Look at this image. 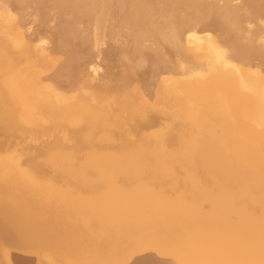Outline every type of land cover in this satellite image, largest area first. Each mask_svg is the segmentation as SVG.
Returning a JSON list of instances; mask_svg holds the SVG:
<instances>
[{
	"label": "bare ground",
	"instance_id": "obj_1",
	"mask_svg": "<svg viewBox=\"0 0 264 264\" xmlns=\"http://www.w3.org/2000/svg\"><path fill=\"white\" fill-rule=\"evenodd\" d=\"M0 1L16 6L22 10L31 8L42 20V23H46L50 20L53 22L54 19L56 20V22H54L57 24L56 33L61 44V54L66 56L65 62L61 65V72L63 74L77 73L78 67L82 61V55L84 54L88 58L93 57L94 48L97 49L105 41L110 43L116 42V44L114 43L115 46L110 50L108 49L109 53L112 55L125 56L133 60L139 59L142 62L149 61V63L155 67L153 70L154 73L160 71L171 73L175 71V57L184 60L191 59L192 55L189 50H187L189 47L186 48L184 46L183 39L185 33L195 30L197 26H201L203 30L215 29L220 31L224 35V42L232 49L230 54L232 59L242 64H248L256 58L264 62V51L256 44L257 34L264 33V29H260L259 27V29H257L259 31H256L257 34L252 36H247L245 30V23H259L264 19V0H241L238 6L232 5L229 2H222L223 4H221L219 0ZM5 6V8H7L9 5L6 4ZM9 10L12 11L11 9ZM9 10L5 13L7 18H9V14L11 16L16 14V12L11 14L13 11L9 13ZM3 12H5V9ZM20 13L22 14V11ZM2 14L0 18L5 19L2 17ZM15 16L9 20L15 19ZM16 17V19H19L18 16ZM25 17L22 16V18ZM33 18H35V15ZM14 21H11L12 24ZM18 21L17 24H19ZM3 22H1V24ZM4 23H7V21ZM5 25L6 24H4V27ZM11 26L13 28L15 23ZM15 27L20 29V31L23 29L21 27ZM7 30H9V28ZM20 31L18 30V32ZM5 33L7 34L8 31ZM27 33L29 34V32ZM194 33L190 32V35L193 36L192 39H194V36H198L197 38L200 36L202 37V35L199 34L200 32H198V34ZM211 33H206L208 34V38L203 35L206 39L205 41L209 38L211 41ZM219 34L218 32V35ZM190 35H187V37H190ZM10 36L12 35L10 34ZM20 36H22V34H20ZM191 37L187 38L188 41H186V44L190 41L191 44L194 42V40H191ZM201 37L198 39L199 43H201ZM15 38H13L14 41ZM17 38H19V36ZM44 39H46V37H44ZM18 40L21 41L22 37L17 39L15 44L20 43ZM26 40L28 39L26 38ZM22 43H24L23 40L21 41V45L25 44ZM29 43L30 42L27 44ZM33 43L36 44V42ZM2 44L3 46H1ZM15 44L0 38V67L4 65L5 62H9L8 69L4 71L0 69V99L7 95L9 98H13L8 102L10 104L0 102V264H56L55 261L61 257L70 259L73 264H105L101 259V254L115 253L114 255L116 256L114 259L117 260L127 249H148L149 245L152 243L158 240L160 243L162 240L165 242L167 238L171 237H174V239L176 237L187 242L188 245H186L187 247L184 250L188 249L187 253L190 255L188 264H264V157L261 153L264 151L262 148L264 142L260 143L259 140L256 143L254 142L252 148H250V146L249 151L246 152H241L236 149L233 153L228 151L231 153L229 154L226 151L228 155L219 152V150L216 151V149L212 150L213 147L218 148L222 146V138L226 133L239 131L245 138L254 135L264 137V126L262 129H256L254 127L256 126L254 124L256 122L264 123V100L261 99L263 95L260 92L261 90H258L260 96L255 91L253 92L255 88H249V85L250 87L256 85V82L258 86H256L257 89L261 88L259 87L262 85V74L260 73L262 70H259L260 67L255 69L258 71V74H261L260 78L257 80L255 79L257 72L255 71L256 74L254 75V71H252L254 76H251L252 80L254 78V82H252V80H248L250 78L249 75H243L241 69L235 65L233 66L232 62H229L230 59L228 60V57L224 56L222 51L220 52L218 49L219 47L217 48L208 44L210 60L208 58L207 60L213 67L211 72L209 71L211 74L208 73L205 77V73H203L204 70L203 72L198 71L199 74L194 72V75L196 74L198 77L195 81L193 79V82L192 78L194 77L191 78L190 73L187 72L190 78L186 77V85H184V83H182V85L177 83V81L179 82V76L174 75V78L178 77L177 81L175 80L176 78H173V75V79L168 76L171 80L176 81V85L172 84L169 78V80L166 81V76L163 78L161 77V81L163 79L167 84H164L165 88L160 86L163 88V91H165L164 95L161 92L163 95L161 99L157 98L159 99V101L157 100L158 103L160 102L163 107V110L160 112L157 111L160 108V104L157 105L154 101L157 107L151 106L153 102L149 105L148 102H145V98H142L145 95H143V91H139L140 89L136 91L135 85L133 84L137 82L138 77L136 73L133 72V67L131 65H125L120 71H113L114 73L109 76L112 83L110 85L108 84V87L102 86L103 91L97 100L95 99L96 96L95 98L93 97V102L91 100L92 97L90 99L91 102H88L89 100L87 101L86 98L83 99V95H85L83 91H79V95L77 94L79 97L82 96V99L80 97L81 100H76L77 102L72 99V101L70 100V94V97L67 96L66 98H62L61 95V98H59V95L52 98L48 95L46 97V94H42L46 97L42 100L41 96L31 92L33 88L31 85L33 80L37 78V76H35L37 72L36 67L38 68V65L39 67H45V63H42L45 61V58L35 67L28 63L31 59L29 61L27 59L33 58L29 56L30 53L27 52L28 47L26 46L27 48H24ZM38 44L36 45L37 47H39ZM188 44L187 46H190ZM197 45L198 44H196V46ZM194 46L195 45L192 44V47L196 48ZM204 46H206L204 48H208L206 44ZM204 48L203 51L199 50L200 48L198 47L199 54L202 51L204 53L206 52L205 54L207 56V49L205 51ZM47 49L48 51L46 50V52H49V48ZM192 51H195V49H192ZM55 52L57 51L55 50ZM99 53L101 54L102 52ZM195 58V60L198 59L196 55ZM26 60L31 66L23 65L24 67H21V65L24 64L22 62ZM51 62H54V60ZM208 63L207 65H209ZM184 65H186L185 61L183 62V66L181 65L183 69L185 67ZM261 67L263 68L262 65ZM213 69L216 70L214 71ZM9 72H11L12 75H8V78L5 77ZM184 76H186V74ZM143 77L144 75L142 78ZM199 77L200 79H198ZM201 77H204V79H201ZM3 78H5L4 81L2 80ZM6 78L8 80H6ZM188 79H191V84L190 81L188 82ZM188 87L194 88L196 94L209 91L211 97L203 100V106L196 110L181 108L175 95H177V92L181 93ZM40 88L41 87H39V89ZM220 88L224 90H221V92L214 91ZM142 89L143 88H141V90ZM52 90H48V92L51 94ZM37 92H39V90ZM58 92L59 89L56 93L58 94ZM174 92H176V94ZM56 93L54 91L52 94L54 95ZM73 94L72 96H75L74 98L76 99V93ZM161 94H158V96H161ZM87 95L88 94H86V96ZM38 98L41 100H38L40 102L38 106L36 104L35 107H31L32 104L30 102ZM146 99L149 100L147 97ZM54 100H57V104H53ZM10 106L19 109V112L7 114L6 110ZM209 107L211 108L208 110ZM37 111H45L48 117L40 116V118L45 119L44 121H40L41 119H39V117H34L36 120L33 121L32 116ZM245 113H249L250 117L248 121L243 118V114ZM235 119H238L239 125L228 128L227 124ZM167 122L173 123L170 124ZM161 124H165V127H162V129H160L162 126ZM133 125L135 127H133ZM142 125L144 126L142 127ZM158 126L160 127L156 130ZM177 128L185 132V138L175 143L176 141L174 142V140L176 139ZM22 130L32 132V135H34L32 136L33 139L28 141L26 138H22L20 134ZM56 135H58L59 139L54 138ZM226 136L227 135L224 137L225 139ZM2 137L4 138L2 139ZM62 138L64 141H62ZM118 138L119 142H116ZM16 139H19V141L14 143ZM228 139L226 143L229 142ZM65 140H68V143ZM112 141L116 144L120 143V146L128 147V145H131V147L127 148L129 149L128 151H126V148L124 149L127 153L123 152L122 149L121 152L118 150L115 152V150H113L112 154L115 152V156H107L108 158L105 160L101 158H104L103 155L100 156L101 159L99 160H101V162L94 170L80 172L79 165L77 168L74 164L75 161L72 162L75 157L72 155L73 150L83 151L88 149L91 153L93 152L91 150L95 149V151H98L96 149L108 147ZM249 141L250 140H248V142ZM181 144L183 147V153L181 152L182 157H178L179 160L176 158L173 159L174 151L172 152L169 147ZM11 145L15 146L13 152L9 150ZM34 145H39V148H34ZM247 145L249 146V144ZM49 147H58L62 149L60 155L64 154L66 158L62 157L58 160V158L53 157L52 159L51 157L52 160H57L56 162L53 161V163L44 158L36 163V158ZM223 148L225 149L226 147ZM68 149H73L71 151L72 154H69L70 152L68 153ZM231 150L232 149H230V151ZM118 152L120 156L123 152V157L116 155ZM67 154L70 155L69 158H72L71 155L73 156L72 161L68 159ZM97 156H95V158ZM201 156L212 159L213 163L217 161L218 165L221 163L227 166L228 164H232L235 165L233 167H239L245 171H250L251 173L248 172L249 175H255L253 181L254 183L256 181L255 184L260 188L257 187V185L254 187L263 190V195L258 192H254V195L256 193V195L261 194L262 196L257 197L258 195H252V191L257 190L253 189L250 184L252 190L251 192L247 191L248 193L243 195L246 202L243 201L244 205H242L243 202L240 203L238 200L241 199L242 201V198L236 195L237 191L235 192L233 190V196L230 195V192L228 193L227 189V194L224 193L222 190L224 186H221L222 182H220L221 184L219 185L218 179L214 181L215 183L217 182V184L212 182L214 180L213 177L210 179L212 180L210 181V186L213 189L204 187L197 181L198 179H196L197 176L199 177L201 173H204L203 171L198 173V170H200L198 169L201 163L200 161L204 159V157L201 159ZM55 157H57V155ZM90 158L92 159V156H90L88 160ZM98 158L99 157L96 159ZM158 158L167 161V163H163L159 160L162 163L158 164ZM31 160H34V166L32 167H34V171L37 173L46 172L47 170L50 172L53 171L55 175L52 176H55L58 181L68 178L70 182L73 181L80 184L79 188L89 194L93 195L99 190L100 194L103 191H101V189L105 190L106 187L108 190L106 189V193L104 191L105 194L101 193L102 195H98L99 197H97L96 200H94L95 197L93 198V196H91L92 200L88 199L87 194V196L83 194L84 197H74V199L72 196H64L62 190L59 188H51L53 183H51L52 186H49L51 184L45 183V181L51 182L55 179L50 180V178H48V180L40 182L43 181L42 178L39 179V176H36V179H38V181L40 180L38 182L34 178V172L31 171V167H27L32 162ZM204 160L206 161V159ZM205 163L208 165V163L210 164L212 162ZM205 163L201 164L204 166ZM182 165L185 166L184 169H186L188 175L187 179L186 177L184 179L185 182H188L185 183L187 188L186 194L182 196L179 195L180 197L177 196L178 198L172 201L169 200V203L167 202L164 205L162 204V199L164 198L165 200L166 196L164 197L163 194H158V197H154L155 195L150 196L152 190L150 189V191L147 186L151 188L152 185L148 184V181L155 182L157 185L178 186L181 183V179L175 178L174 175L177 176L178 174H176L174 167ZM214 165L216 167L217 164ZM223 165L220 167H223ZM74 166L77 170L79 169V172H77ZM92 166L89 167L92 168ZM168 166L173 167V169L170 168V170ZM209 167L204 166L202 168L207 169ZM182 168L180 170H183ZM210 168H212V166ZM213 169L210 171H213ZM172 170H174V172ZM225 170L226 167L221 171ZM240 171L243 170L237 172L239 173ZM186 172L184 170V172L181 173L183 174ZM214 172L217 171L214 170ZM229 172L226 173L228 174ZM237 172L236 174H232L231 171V174L237 176ZM244 172L241 173L243 176ZM89 173L92 174V176L94 175L96 179H86V176L89 177ZM140 174L144 175V179L140 176L143 180L142 182L140 179L136 181V177ZM209 174L207 173V175ZM215 174L213 173V176ZM207 175L206 177H208ZM45 176H43V179ZM140 177L138 176V178ZM206 177L204 176V180ZM209 177L211 178V175ZM217 177L215 176V179ZM91 178L92 177H90V179ZM119 179L126 181V183L133 184L136 187L135 190H132V193L127 195L130 193V190L122 186V188L126 189L125 192L128 190L127 194L123 193V191L114 184L116 181L119 183L123 182L121 180L119 181ZM155 185L153 186L155 187ZM218 185L221 186L222 189ZM134 186L132 187L133 189ZM153 186L152 188L154 189ZM244 187H246V185H244ZM250 187L247 184V189ZM242 188L243 187H241V189ZM240 190H238V192ZM233 191H231V194ZM174 192H176V190H174ZM244 192L243 190V194ZM234 194L237 198H235ZM237 194L241 196V194ZM166 195L168 196V194ZM159 196L163 198L160 199ZM159 199L162 201L159 204L163 206L158 204ZM157 204L160 207H158V209L155 207ZM187 204H189L191 209L193 207V209L189 210ZM191 204L193 205L192 207L190 206ZM184 205H186V209L190 211L189 213H184V211H182L183 208H185ZM205 206L211 207L209 213L204 210ZM255 209H258L259 212H254ZM247 216L248 218L251 217V220L248 219V222L243 223L241 221L243 220L242 217L246 218ZM251 231L254 233H251ZM176 245H178V243ZM171 246L168 245L167 247L169 252H172V250L169 249ZM179 246H177L178 250L181 248H179ZM120 249L124 251L119 252ZM171 249L174 251L176 247L174 248L173 246ZM161 250L162 248L160 251ZM168 251H164V254H167ZM169 252L168 254H170ZM173 253L176 252H172V254ZM125 254L128 255L127 253ZM146 254L148 255V253ZM177 254L173 255L177 256ZM79 255H81V257H78ZM198 255L200 257L198 260L199 263H196L193 258L198 259V257H196ZM170 256L168 257L167 255L166 257L170 259ZM181 256H179V261ZM162 259H164V257ZM126 262L128 263L129 260L127 259ZM134 262L133 264H165L159 262V260L152 255L143 257L137 261L135 260Z\"/></svg>",
	"mask_w": 264,
	"mask_h": 264
},
{
	"label": "rangeland",
	"instance_id": "obj_2",
	"mask_svg": "<svg viewBox=\"0 0 264 264\" xmlns=\"http://www.w3.org/2000/svg\"><path fill=\"white\" fill-rule=\"evenodd\" d=\"M240 1L241 0H219V2L221 3V4H223L224 2H229V3H231L232 5H235V6H238L239 4H240ZM223 2V3H222ZM235 2V3H234ZM0 9L1 8H3V9H1L0 10V12H1V14H2V12L4 11V9H5V12H3V16L2 17H4L5 19H3V18H0L1 19V22H6L7 21V23H9V24H7V23H2L1 24V22H0V33H1V35H0V38L1 39H4L5 41H8V42H10V43H13V44H15L16 42H17V39H20L21 37H22V40H23V42L26 44H24V43H22V44H24V45H21V41H19L18 40V42H20L19 44H15V45H19L20 47L22 46V47H28V53H30L29 54V56H31V57H33V58H35V59H33V58H28L27 60L29 61L30 59V61L28 62L27 60L24 62H22V63H24V64H22L21 65V67H24V66H29L30 64L31 65H33V66H37L38 65V63L41 61H43L44 60V58H45V61H43L42 63H45V67H43V66H40L39 67V65H38V68L36 67V73H35V76H37V78L35 79V80H33V82H32V85H31V87H33L31 90V92H34V93H36V94H38L39 96H41L42 98V100L44 99V98H46L47 97V95L49 96V97H52V98H54L55 96H58L59 95V98H61L60 97V95L62 96V98H66L67 96L68 97H70L69 96V94L71 95V98H70V100L72 99V100H74V101H76V100H81L82 99V96H80L81 97V99H80V97L78 96L79 95V91H83V92H85V95H83L84 97H83V99L84 98H86L87 99V101L88 102H91V100H92V102H93V100H94V98H95V96H96V100L98 99V97L100 96V94H101V92L103 91V87H108L111 83H112V81L109 79V76H110V74H113L114 72H116V71H120L121 69H123V67L125 66V65H131L132 67H133V72H135L136 73V75H137V77H138V80H137V82L135 83V84H133V85H135V88H136V91H137V89L139 90V91H143V95L145 94H147L146 96L144 95V97H142V98H145V102H148V104L149 105H151L152 103L151 102H153V105H151V106H155V107H157L156 106V104L158 105V104H160V102L158 103V101H159V99H157V98H160L161 99V97H163V95L165 94L164 92L165 91H163V88H165L164 87V84L166 83L167 84V82L166 81H168L169 79V81H172V84H174V85H176L175 83H176V81H177V79H178V77L175 79L174 78V75L175 76H179L180 78H179V82L177 81V83H179L180 85H182V83H184V85H186L185 83H186V81H187V78H192V77H194V78H192V81H193V79H194V81L197 79V77L198 76H196V74L198 73L199 74V72L198 71H202L203 72V70H204V72L203 73H205L204 74V76L206 77L207 75H208V73H209V71L211 72V70H212V66L210 65V63H208V60H207V58L209 59L210 58V56H209V46H208V44H209V41L207 40V41H205L206 39L203 37V35L206 37V38H208V34H206V33H211V41H210V44L211 45H213V46H215V47H219L218 49L220 50V52L222 51V53L224 54V56H226V57H228V60H229V62L231 63L232 62V64H233V66L235 65L236 67H238L239 69H241V71H242V73H243V75H245V74H247V75H249L250 76V78L248 79V80H252V77L251 76H253V72L252 71H254V75L256 74L255 73V71L257 72V76H255V79L257 80L258 78H260V76H261V74H262V77H261V81H262V85L261 86H259V87H261L260 89H257V82H256V85H253V86H251L250 87V85H249V88H255V90H253V92L255 91L258 95H260V93H259V91L261 92V94L263 95V96H261V99H263L264 100V70H263V68H264V62L262 61V60H260V59H258V58H256V59H253L250 63H248V64H242L241 62H239V61H236V60H234V59H232L231 57H230V54H231V52H232V49H231V47L229 46V45H227L225 42H224V35L220 32V31H218V30H215V29H208V30H203L202 29V27L201 26H197L196 28H195V30H193V31H190L191 33H194V34H198V32H200L199 34L200 35H202V37H201V39L202 40H200L201 41V43H199V40L198 39H200V37L199 38H197L198 36H194V39H192L193 38V36L192 35H190V32H187V33H185V35H184V39H183V44H184V46L187 48V47H189V48H187V50H189V52L191 53V59H189V60H184V59H180L179 57H175L174 58V65H175V71H173V72H171V73H167V72H164V71H160V72H157V73H154V69H155V67L154 66H152L150 63H149V61H144V62H142V61H140L139 59H136V60H133V59H129L128 57H125V56H118V55H112V54H110L109 53V50L113 47V46H115V44H116V42H114V43H110V42H107V41H105L102 45H100L97 49L96 48H94V55H93V57H91V58H88V57H86L84 54L82 55V61H81V64L79 65V67L80 66H82V67H78V70H77V73H75V74H73V73H62L61 72V65H63V63L65 62V60H66V56L65 55H63V54H61V44H60V40L58 39V35H57V33H56V20L54 19V21H53V19H52V21L53 22H51V20L50 21H48V22H43L42 23V20L39 18V16L36 14V13H34L33 12V10L31 9V8H27V9H25V10H22V9H20V8H17L16 6H12V5H10V4H8V3H5V2H1L0 1ZM234 3V4H233ZM2 4H3V6H2ZM9 5V6H7V8H9V9H11L12 11H13V13H11L12 11H10L9 9H7V8H5L6 6L5 5ZM7 10H9L8 12L9 13H11V14H14L15 12H16V14H14L13 16H11L10 14V16L8 15V17L9 18H7V15L5 14L6 13V11ZM22 11V14L20 13ZM28 11V12H27ZM8 12H7V14H8ZM31 12V13H30ZM34 13V14H33ZM1 14H0V17H1ZM32 14V15H31ZM18 16V18L19 19H16L17 17L16 16ZM20 15V16H19ZM27 15V16H26ZM35 15V18H33V16ZM14 16H15V19L18 21V23L19 24H17V21L15 20V19H11V21L13 22L14 20L16 21H14V23H15V26H17L18 28L19 27H21V28H23V29H21V31H20V29H17L15 26H13V28H12V26L11 25H13L12 24V22L9 20L10 18H14ZM22 16L23 17H25V18H22ZM28 17V18H27ZM21 18V19H20ZM32 18V19H31ZM37 18H38V20H37ZM2 19H3V21H2ZM35 19V20H34ZM21 20V21H20ZM29 20V21H28ZM31 21V22H30ZM11 22V23H10ZM41 23V24H40ZM261 23V24H260ZM4 24H6L5 25V27H4ZM23 24V25H22ZM255 24V25H254ZM3 25V26H2ZM250 25V26H249ZM261 25H263V26H261ZM9 26V27H8ZM7 27V28H6ZM55 27V28H54ZM259 27H260V29H264V19H262L259 23H255V22H247V23H245V30H246V35L247 36H252V35H255V34H257V32L256 31H259V30H257V29H259ZM9 28V30H7ZM26 28V29H25ZM53 28V29H52ZM250 28H251V30H250ZM3 30H4V33H3ZM13 32H12V31ZM18 30L20 31V32H18ZM25 30V31H24ZM26 30H28V31H26ZM2 31V32H1ZM8 31V33L6 34L5 32H7ZM10 31V32H9ZM12 32V33H11ZM16 32H18L17 34H15ZM27 32H29V34L27 33ZM218 32L220 33L219 35H218ZM15 35H14V34ZM24 33V34H23ZM33 33V34H32ZM205 33V34H204ZM10 34L13 36H10ZM20 34H22V36H20ZM193 34V35H194ZM217 34V35H216ZM9 35V36H8ZM16 35H18L19 36V38H17L18 36H16ZM31 35V36H30ZM187 35H190V37H191V40H194V42L192 43V44H194L195 46L194 47H196V48H193L192 47V44H191V41L190 42H187V44L188 45H190V46H187V44H186V41H188V39L187 38H190L189 36L187 37ZM24 36V37H23ZM9 37H12V38H9ZM16 37V38H15ZM30 37V38H29ZM44 37H46V39H44ZM48 37V38H47ZM209 37H210V35H209ZM264 33H258L257 34V36H256V44H257V46L261 49V50H263L264 51ZM7 38V39H6ZM13 38H15V41H14V39ZM26 38L28 39V40H26ZM38 38V39H37ZM40 38H41V40H40ZM43 38V39H42ZM197 38V39H196ZM220 38V39H219ZM11 39V40H10ZM24 39H25V41H24ZM50 39H51V41H50ZM187 39V40H186ZM196 39V40H195ZM260 39V40H259ZM13 40V41H12ZM31 40V41H30ZM190 40V39H189ZM30 42L29 44H27L28 42ZM40 41V42H39ZM53 41H54V43H53ZM56 41V42H55ZM197 41V42H196ZM218 41V42H217ZM33 42H36V44L35 43H33ZM53 43V45L55 46H53L52 45V43ZM206 42V43H205ZM39 43V44H38ZM148 43H150V42H148ZM148 43H146V44H148ZM207 45V47L208 48H204V47H206V46H204L205 44ZM39 45V47H37L36 45ZM196 44H198L197 46H196ZM209 44V45H210ZM30 45V46H29ZM51 45V46H50ZM149 45V44H148ZM217 45V46H216ZM1 46H3V44L1 45ZM0 46V47H1ZM33 46H34V48H33ZM26 47V48H27ZM198 47L200 48L199 50H203V48L205 49V51H206V49H207V52H208V55L206 56V52L204 53V52H200V54H199V50H198ZM221 47V48H220ZM36 48H38V49H36ZM42 48V49H41ZM46 48V49H45ZM47 48H49V52H46V50L48 51V49ZM37 51H36V50ZM59 51H58V50ZM109 49V50H108ZM192 49L194 50L195 49V51H192ZM196 49H197V52H196ZM222 49H225V50H222ZM40 52H39V51ZM54 52H53V51ZM55 50L57 51V52H55ZM32 51H34V52H32ZM102 52L101 54L99 53V52ZM204 51V50H203ZM44 52H46V53H44ZM59 52V53H58ZM194 52V53H193ZM226 53V55H225V53ZM43 53H44V57H43ZM49 53V54H48ZM56 55H55V54ZM196 53V54H195ZM204 53V54H203ZM52 56H51V55ZM108 54V55H107ZM200 55V57H199V55ZM63 55V56H62ZM100 55V56H99ZM194 55V56H193ZM195 55H196V57H198V59L197 60H195L196 58H195ZM198 55V56H197ZM205 55V56H204ZM42 56V57H41ZM46 56V57H45ZM58 56V57H57ZM98 57V58H97ZM202 57V58H201ZM205 57V58H204ZM54 60V62H56V63H54V62H51V61H53L52 59ZM116 58H117V60H116ZM179 58V59H178ZM204 58V59H203ZM51 59V60H50ZM178 59V60H177ZM207 60V62H206V60ZM39 60V61H38ZM55 60H57V61H55ZM115 60V61H114ZM180 60V61H179ZM202 60V61H201ZM204 60V61H203ZM210 60V59H209ZM37 61V62H36ZM47 61H49V62H47ZM137 61V62H136ZM185 61V63H186V65H184L185 67H184V69H183V62ZM30 63V64H28V63ZM33 62V63H32ZM58 62V63H57ZM120 62V63H119ZM9 62H5L4 63V65H1V67H0V69H3V71L4 70H6V69H8L9 67H8V64ZM53 63V64H52ZM105 63V64H104ZM145 63V64H144ZM207 63L209 64V65H207ZM47 64V65H46ZM90 64V65H89ZM94 64V65H93ZM180 64V65H179ZM200 64V65H199ZM24 65V66H23ZM30 65V66H31ZM86 65H88V66H86ZM107 65V66H106ZM110 65V66H109ZM114 65H115V67H114ZM117 65V66H116ZM149 65V66H148ZM182 65V66H181ZM188 65V66H187ZM208 67H207V66ZM261 65L263 66V68L261 67ZM181 68H180V67ZM211 66V67H210ZM7 67V68H6ZM50 67V68H49ZM55 67V68H54ZM114 67V68H113ZM154 67V68H153ZM191 67V68H190ZM258 67H260L259 68V70H262L259 74H258V71L257 70H255V69H258ZM84 68V69H83ZM189 68V69H188ZM208 68H210V69H208ZM252 68V69H251ZM45 71H44V70ZM217 69V68H216ZM215 69V70H216ZM254 69V70H253ZM84 70V71H83ZM88 70H89V72H88ZM139 70V71H138ZM178 70H180V71H178ZM183 70H185V71H183ZM190 70H191V72H190ZM193 70V71H192ZM195 70V71H194ZM214 70V69H213ZM214 70V71H215ZM53 71V72H52ZM55 71V72H54ZM57 71V72H56ZM114 71V72H113ZM50 72H52V73H50ZM83 74H82V73ZM85 72V73H84ZM177 72H178V74H177ZM187 72H189L190 73V77H188V74L189 73H187ZM194 72L196 73L195 75H194ZM213 72V71H212ZM245 72V73H244ZM61 73V74H60ZM91 73V74H90ZM193 73V74H192ZM39 74V75H38ZM58 74V75H57ZM89 74V75H88ZM165 74V75H164ZM186 74V76H184ZM209 74H211V73H209ZM8 75H12L11 74V72H9L7 75H5V77H7L8 78ZM70 76V77H68V76ZM87 75H88V77H87ZM97 77H96V76ZM144 75V77L142 78V76ZM163 75V76H162ZM171 75V76H170ZM172 75H173V78L176 80H171V78H172ZM182 77H181V76ZM192 75V76H191ZM200 75H203V74H200ZM65 76H67V77H65ZM79 76V77H78ZM166 76V77H165ZM171 77V78H169V77ZM106 77V78H105ZM108 77V78H107ZM141 77V78H140ZM161 77L163 78V77H165V79H166V81L165 80H163L162 79V81H161ZM187 77V78H186ZM254 77V76H253ZM257 77V78H256ZM6 78V80H8ZM9 78H10V76H9ZM62 78V79H61ZM64 78V79H63ZM90 80H89V79ZM103 80H102V79ZM149 78V79H148ZM169 78V79H168ZM172 78V79H173ZM247 78V77H246ZM4 79L5 78H3L2 80L4 81ZM93 79V80H92ZM101 79V80H100ZM198 79H200V77L198 78ZM201 79H204V77H201ZM253 80H254V78H253ZM252 80V82H254ZM100 81V82H99ZM140 81V82H139ZM190 81V84L192 83V81H191V79L189 80L188 79V82ZM193 81V82H194ZM91 82V83H90ZM158 82V83H157ZM174 82V83H173ZM250 82V81H249ZM34 83V84H33ZM40 83V84H39ZM87 83V84H86ZM147 83V84H146ZM98 84H100V85H98ZM109 84V85H108ZM138 84V85H137ZM143 84V85H142ZM252 84H254V83H252ZM70 85V86H69ZM73 85V86H72ZM75 85V86H74ZM149 85V86H148ZM183 85V86H184ZM188 85V84H187ZM48 86V87H47ZM103 86V87H102ZM143 86V87H142ZM148 86V87H147ZM160 86H162V87H160ZM257 86V87H256ZM39 87H41L40 89H39ZM46 87H47V89H46ZM74 87V88H73ZM139 87H141V88H143L142 90H141V88H139ZM68 88V89H67ZM76 88V89H75ZM150 88H152V89H150ZM161 88H162V90H161ZM42 89V90H41ZM53 89V90H52ZM58 89H59V92H58V94L56 93L57 91H58ZM71 89V90H70ZM159 89H160V91H159ZM226 89V88H225ZM39 90V92H37ZM48 90L50 91V90H52L53 92L55 91V93L57 94H52L53 92L51 91V94H50V92H48ZM149 90V91H148ZM165 90V89H164ZM221 90H224L223 88H220V89H215L214 91H216V92H221ZM259 90V91H258ZM263 90V91H262ZM64 91H66V92H64ZM75 91V92H74ZM249 91V90H248ZM45 92V93H44ZM48 92V93H47ZM69 92V93H68ZM91 92V93H90ZM100 92V93H99ZM140 92V93H141ZM146 92V93H145ZM161 92L163 93V95L161 94ZM249 92H251V91H249ZM263 92V93H262ZM64 93H66V94H64ZM73 93H76V99L72 96V95H74ZM94 93H95V95H94ZM155 93H156V95H155ZM175 94H176V92H174ZM45 95V96H43V95ZM68 94V95H67ZM86 94H88L87 96H86ZM92 94H93V96H92ZM142 94V93H141ZM158 94L160 95L161 94V96H158ZM64 95V96H63ZM66 95V96H65ZM142 95V96H143ZM152 95V96H151ZM86 96V97H85ZM154 96V97H153ZM176 96V98H177V101H178V103L180 104V107L181 108H188V109H190V110H196V109H198V108H200L201 106H203V100H205V99H208L209 97H211V94L209 93V91H204V92H202V93H199V94H196V92L194 91V88H192V87H188L187 89H185V90H183L181 93H178L177 92V95H175ZM11 97V96H10ZM91 97H92V99H91ZM94 97V98H93ZM146 97L147 98H149V100H150V102H149V100H147L146 99ZM151 97V98H150ZM153 97V98H152ZM3 98V99H2ZM1 99H0V102H6V103H8L11 99H13L12 97L11 98H9V96L7 95V96H4V97H2ZM57 98V97H56ZM55 98V99H56ZM78 98V99H77ZM91 99V100H90ZM41 101L39 98L36 100V99H34V100H32L30 103L32 104L31 105V107H35L36 106V104H37V106H38V104L40 103L39 101ZM71 100V101H72ZM144 100V99H143ZM147 100V101H146ZM158 100V101H157ZM36 101V102H35ZM73 101V102H74ZM154 101H155V103H154ZM157 101V102H156ZM38 102V103H37ZM56 102V103H55ZM77 102V101H76ZM151 103V104H150ZM8 104H10V103H8ZM53 104H57V100H54V103ZM160 106V108L157 110V111H160L161 112V110H163V107H162V105L160 104L159 105ZM211 107H209L208 108V110L210 109ZM9 109V110H8ZM7 110H6V113L7 114H15V112L16 113H18L19 112V109H15L14 107H12V106H10L9 108H8ZM13 110V111H12ZM9 111V112H8ZM39 112V113H38ZM38 113V114H37ZM41 114V115H40ZM35 115V116H34ZM34 115L32 116V118H33V121H35L36 119V117L38 118L39 117V119H41L40 121H44L45 119H43V118H40V116L41 117H48V115H47V113L44 111H37V112H35L34 113ZM43 115V116H42ZM35 117V118H34ZM250 116H249V113L247 114V113H245V114H243V118L246 120V121H248ZM31 118V119H32ZM38 120V119H37ZM167 123H173V122H167ZM113 124H114V122H113ZM166 124V123H165ZM165 124H161L160 126H158L157 127V129L156 130H158V128L160 127V129H162V127H165ZM256 126H254L256 129L258 128V129H262L263 128V126H264V123L263 122H256V123H254ZM237 125H239V121H238V119H235L234 121H230V123H228L227 124V127L228 128H230L231 126H237ZM144 125H142V127H143ZM180 126V125H179ZM133 127H135L134 125H133ZM177 130H179V131H177ZM21 133V135H22V138H26V140H28V141H30V140H32L33 139V137L32 136H34V135H32V132H27V131H24V130H22V131H20ZM26 132H27V134H26ZM182 132V133H181ZM23 133V134H22ZM184 133V134H183ZM234 133V134H233ZM233 133H226L225 135H227L226 136V139L224 138L225 137V135H223L222 137V146H220V147H213L212 148V150H215L216 149V151H218L219 150V152H222L223 154L225 153V154H227V152L229 151V152H234L236 149L237 150H240L241 152H246V151H249V149L250 148H252V145H253V143L255 142H257L258 140L260 141V143L261 142H264V137H262V136H259V135H254V136H252V137H244L239 131H237V132H233ZM33 134H34V132H33ZM55 134H57V133H55ZM232 134V135H231ZM31 135V136H30ZM231 135V136H230ZM57 136V137H56ZM56 136H54V138H56V139H59L58 138V135H56ZM32 137V138H31ZM61 137V136H60ZM4 137H2V139H3ZM67 138V137H66ZM65 138V139H66ZM175 140H174V142L175 143H178V142H180V140L182 139H184L185 138V132L183 131V130H180V128H177L176 129V136H175ZM228 138H230V139H228ZM249 138V139H248ZM6 139V138H5ZM8 139V138H7ZM68 139V138H67ZM69 139H70V137H69ZM227 139H228V141L229 142H227L226 143V141H227ZM234 139V140H233ZM247 139V140H246ZM178 140V141H177ZM242 142H241V141ZM248 140H250L249 142H248ZM17 141H19V139H16L15 140V142L14 143H16ZM38 141V140H37ZM62 141H64L63 140V138H62ZM66 142L68 141V140H65ZM119 142V138L118 139H116V142ZM231 141V142H230ZM239 143H238V142ZM245 141V142H244ZM247 141V142H246ZM65 142V143H66ZM70 142H72V141H70ZM225 142V143H224ZM68 143V142H67ZM224 143V144H223ZM231 145H230V144ZM249 144V146L247 145V144ZM70 144V143H69ZM233 144V145H232ZM236 144V145H235ZM241 144V145H240ZM71 145V144H70ZM117 145V146H116ZM226 145V146H225ZM246 145V146H245ZM35 147L34 148H39V145H34ZM115 146V147H114ZM230 148V149H232L231 151H230V149L228 148V147ZM230 146H232V147H230ZM251 146V147H250ZM128 147L130 148L131 147V145H128ZM127 146H120V143H114L113 141H112V143L111 144H109V146L108 147H102L101 149H96V150H98V151H95V149L94 150H91V151H93V152H89L90 150H88V149H86V150H83V151H77V150H73V154L71 153V149H68L67 151H68V153L69 154H72L73 156H75L74 158H73V156L71 155V157L73 158V161H72V158H69L70 157V155H68L67 154V156H68V159L69 160H71L72 162H74V164H75V166L78 168V165H79V168H80V172H85V171H87V170H94L95 168H97L96 166H98V164L101 162V160H99V159H107L108 157L107 156H110V155H113V156H115V152L118 150V151H122L123 150V152H126V151H128L129 149H127L128 148ZM175 147V148H174ZM171 146V147H169V148H171V151L173 152L174 151V155H173V159H177V160H179V158H181L182 157V153H183V147H182V144L181 145H176V146ZM223 147H226L227 148V150H226V148L224 149ZM250 147V148H249ZM126 148V151L124 150ZM168 148V149H169ZM243 148V149H242ZM262 148H263V150H264V145H262ZM122 149V150H121ZM173 149V150H172ZM175 149V150H174ZM223 150V151H221V150ZM234 149V150H233ZM9 150L11 151V152H13L14 150H15V146L13 145H11V147L9 148ZM113 150H115V152H113V154H112V151ZM244 150V151H243ZM262 150V151H263ZM60 151H62V149H59L58 147H49L48 149L46 148V150H44V153H42L40 156H38L37 158H36V163L38 162V161H41L42 159H44L45 158V160H48V161H52V163H53V161L54 162H56L57 160H52L53 159V157L54 158H58V160L60 159V158H62V157H64V158H66V156L64 155V154H61L60 155ZM66 151V152H67ZM75 151V152H74ZM87 151H88V153H87ZM100 151V152H99ZM227 151V152H226ZM58 152H59V155H58ZM79 152V153H78ZM96 152V153H95ZM121 153V156H120V154H119V152L118 153H116V155H119V157H123L122 155L124 154V153ZM182 152V153H181ZM228 152V153H229ZM264 152V151H263ZM263 152H261L262 153V156L264 157V154H263ZM56 153V154H55ZM77 153V154H76ZM82 153V154H81ZM127 153V152H126ZM55 154V155H54ZM176 154H178V155H176ZM181 154V155H180ZM202 154V153H201ZM229 154H231V153H229ZM57 155V157H55ZM98 155V156H97ZM104 156V158L103 157H101L100 158V156ZM228 155V154H227ZM58 156H60V157H58ZM90 156H92V159L90 160H88V158L90 157ZM94 156V157H93ZM95 156H97V157H99L98 159H96L95 158ZM176 156V157H175ZM47 157V158H46ZM51 157H52V159H51ZM106 157V158H105ZM118 157V156H117ZM179 157V158H178ZM204 157V156H203ZM203 157L201 156V159H203ZM35 158H34V160H35ZM77 158H78V160H77ZM41 159V160H40ZM204 159H206V161L204 160ZM204 159L203 160H201L200 162L201 163H205V162H212L213 163V161H212V159H209V158H206V157H204ZM209 159V160H208ZM34 160H31L32 162L27 166L28 168H30L31 169V171L32 172H34L33 173V176H34V178L36 179V176L38 177L39 176V179L40 178H42V180L43 181H40V182H44L45 180H48V178H50V180L52 179H55V180H53L54 182H55V184H54V182L53 181H45V183H48V184H51V183H53V186H52V184L51 185H49V186H52L51 188H56V189H60V190H62V193L64 194V196H67V197H73V199H74V197H78V198H80V197H84V196H87V198L88 199H90V200H92V198H91V196H93V198H94V200H96L97 199V197H99L100 195H102L103 193H104V191H105V193H106V191L108 190V188L106 187V189L104 190V189H101V193L99 194V192H100V190L97 192V193H95V194H89V193H87V192H84L81 188H79L80 187V184H78L77 182L75 183V182H73V181H69V179L67 178V179H63V180H60V181H58L56 178H55V176H52V175H55V173L53 172V171H44V172H41V173H37L36 171H34V167H32V166H34ZM77 160V161H76ZM99 162H98V161ZM160 159L158 158L157 159V163L159 164V163H167V161H164L163 159H161L160 161H162V162H160L159 161ZM208 160V161H207ZM70 161V162H71ZM88 161V162H87ZM202 161H204V162H202ZM46 162V161H45ZM71 162V163H72ZM78 162H79V164H78ZM90 162V163H89ZM93 163V166H92V163ZM95 162V163H94ZM98 162V163H97ZM215 163H213V165L214 164H217L216 165V167H215V165L213 166L212 165V163H208V165L205 163V167H211L212 166V168H202V167H204L201 163V165L199 164V167H198V169H200V170H198V173H201V171H203L204 173L206 172V170H207V172L205 173L206 175H207V173L209 174V172H210V174L209 175H207L208 177H206V175L203 173H201L200 174V176L198 177L197 176V178L196 179H198L197 181L201 184V185H203L204 187H210L211 188V184H210V181H212V180H210V179H212V177L214 178V180L212 181V182H214V181H217V179H218V183H219V185L221 184L220 182H222V184H221V186H224L223 187V189L221 188V186H219L222 190H223V192L224 193H226L227 194V191H228V193L230 192V195H232L233 196V193H234V191L236 192V195L240 198H242V201H241V199H238L239 200V202L241 203V202H246L245 201V199L243 198L244 196L243 195H245L246 193H248V192H251V187H253V189H256L257 191H252L253 192V194L252 193H250V194H252V195H254V192H258V193H262V191L263 190H259V186L257 185V184H255L256 183V181H255V183H254V179H255V175L254 174H250L249 175V173L248 172H250V171H245L244 169H242V168H237V167H233V166H235V165H232V164H228V166L227 165H223L222 163L220 164V165H218V162L217 161H214ZM217 162V163H216ZM49 163V162H48ZM97 163V164H96ZM84 164V165H83ZM89 164V165H88ZM91 164V165H90ZM80 165H81V167H80ZM207 165V166H206ZM221 165H223V167H220ZM232 165V166H231ZM74 166V167H75ZM83 166H84V168H83ZM92 166V168H90V167ZM202 166V167H201ZM218 166V167H217ZM75 167V169L77 170V168ZM94 167V168H93ZM169 167V166H168ZM183 169V170H180L181 168ZM226 167V170L225 171H221V170H224V168ZM227 167H229V168H227ZM231 167V168H230ZM170 168H172L173 169V167H169V169ZM185 168V166H178V167H174V169H175V172H176V174H178L177 176L176 175H174L173 174V172H174V170H172L173 172H172V174L175 176V178H180L181 179V185L179 184L178 186H169V185H157L155 182H152V181H148V184H150V185H155V187H154V189L152 188V186H151V188L150 187H148L146 184V186H147V188H149V190L151 191L150 192V196H154V197H158V194L159 195H161V194H163V196L165 197V200H167V201H165L164 200V198L163 197H161V196H159V198L160 199H162V201L164 202H162V201H160V199H159V202H158V204L159 203H161L162 202V204L164 205V204H166L169 200L170 201H172V200H175L176 198H178L177 196H182V195H184V194H186V192H187V188H186V185H185V183H188V182H185V177H186V179H187V172H186V169H184ZM214 168V169H213ZM218 170H217V169ZM234 168V169H233ZM81 169H83V170H81ZM213 169V171H210V170H212ZM220 169V170H219ZM228 169V170H227ZM75 170V171H76ZM171 170V169H170ZM184 170H185V172L186 173H181V172H184ZM214 170L215 171H217V172H214ZM234 170H236V171H234ZM239 170H243V171H240L239 173L241 174V173H243L244 171V176H243V174H239L237 171H239ZM220 171V172H219ZM230 171V172H229ZM231 171H232V174H236V172L238 173V175L236 176V175H232L231 174ZM234 171V172H233ZM31 172V173H32ZM54 174H53V173ZM77 172H79V169L77 170ZM226 172H229L228 174L226 173ZM44 173V174H43ZM213 173L215 174H218V175H214L213 176ZM251 173V172H250ZM37 174V175H36ZM42 174V175H41ZM230 174V175H229ZM246 174V175H245ZM248 174V175H247ZM46 175V176H45ZM185 175V176H184ZM211 175V178L209 177ZM254 176V177H252V176ZM41 176V177H40ZM43 176H45V178L43 179ZM139 177L141 176L142 177V179H144V175L142 174H140V175H138ZM138 176L136 177L137 178V180L136 181H138V179H140V181L142 182L143 180L141 179V177L140 178H138ZM203 178H202V177ZM204 176L207 178H205V180H204ZM215 176L217 177L216 179H215ZM87 178L86 179H88V180H95L96 179V177L93 175L92 176V174H90L89 173V177L88 176H86ZM90 177H92L91 179H90ZM47 178V179H46ZM209 178V179H208ZM37 181H38V179H36ZM123 181V182H118V181H116L114 184H116V187L118 186V188L121 190V191H123V193H125V194H127V192H128V190H127V192H125V190L126 189H129L130 191V193H128L127 195H129V194H131L132 192V190H135V186L133 185V184H129V183H126V181H124V180H122V179H119V181ZM207 180V181H206ZM220 180V181H219ZM38 181V182H39ZM139 181V182H140ZM206 181V182H205ZM208 181H209V183H208ZM50 182V183H49ZM84 182V181H83ZM124 185H123V184ZM145 183H147V182H145ZM215 183V182H214ZM56 184H58V185H56ZM213 184V183H212ZM215 184H217V182L215 183ZM247 184H248V186L250 187V184H251V187L249 188V189H247ZM132 185V186H131ZM144 185V184H143ZM244 185H246V187H244ZM253 185V186H252ZM257 185V187H259L258 189H257V187H254V186H256ZM55 186H57V187H55ZM122 186L124 187L125 186V188L126 189H124V188H122ZM134 186V189L132 188ZM163 186V187H162ZM127 187H129V188H127ZM170 187V188H169ZM241 187H243L242 189L245 191L244 192V194H243V190L241 189ZM70 188V189H69ZM155 188H156V190H155ZM179 188V189H178ZM246 188V189H245ZM73 189V190H72ZM123 189V190H122ZM158 189H160V190H158ZM211 189H213V188H211ZM224 189H225V191H224ZM226 189H227V191H226ZM242 190V192H241V190ZM154 190V191H153ZM158 190V191H157ZM174 190H176V192L178 193V195H177V193L176 192H174ZM180 190V191H179ZM182 190V191H181ZM234 190V191H233ZM238 190H240L239 192H238ZM250 190V191H249ZM163 191V192H162ZM179 191V192H178ZM231 191H233L232 192V194H231ZM248 191V192H247ZM68 192H70V193H68ZM134 192V191H133ZM156 194H155V193ZM162 192V193H161ZM168 192H170V193H168ZM174 192V193H173ZM181 192V193H180ZM104 193V194H105ZM180 193V194H179ZM237 193H239V194H241V196H239ZM256 193H255V195H256ZM83 194H84V196H83ZM87 194V195H86ZM166 194H168V196L166 195ZM75 195V196H74ZM99 195V196H98ZM173 195V196H172ZM176 195V196H175ZM235 195V194H234ZM235 195V198H237V196ZM254 195V196H255ZM258 195V196H257ZM256 196L257 197H260V196H262L263 195V193H262V195L260 194H257ZM179 196V197H180ZM175 197V198H174ZM244 199V200H243ZM93 200V201H94ZM244 202H243V204L242 205H244ZM169 203V202H168ZM156 205L155 207H157L156 209H158V207H159V205L161 206L162 204H159V205ZM162 205V206H163ZM185 206V208H183V210H182V208H181V210L182 211H184V213H189L190 211V207H189V204H187V206H188V209H186V205H184ZM184 206H182V207H184ZM191 207L193 206L192 204L190 205ZM155 207H154V209H155ZM207 207V208H206ZM160 208V207H159ZM209 208V209H208ZM192 209H193V207H192ZM191 209V210H192ZM211 209V207L210 206H205L204 207V210L206 211V212H208L209 213V210ZM186 211V212H185ZM188 211V212H187ZM211 211V210H210ZM254 212H259V210L257 209H255L254 210ZM256 213V214H257ZM245 218V217H244ZM243 217H242V219L243 220H241L243 223H245V222H248L249 220L248 219H250L251 220V217H249L248 218V216L244 219ZM250 233V232H249ZM251 233H254V232H252L251 231ZM169 239V240H168ZM174 239V237H171V238H167V240H165V242H163L164 240H162V242L160 243V241L158 240L157 242H155V243H152L151 245H149V248L147 249V248H145V249H132L131 248V250L130 249H127V251L125 250V252L123 253V255H121L119 258H117V260H115L114 258H115V256L116 255H114L115 253H112V254H101L100 256L102 257L101 259L105 262V264H133V263H135L134 261L136 260H138V259H142L143 257H147V256H149V255H152V256H154V257H156L157 258V260H159V262H162V263H165V264H184V263H186V264H188L189 263V257H190V255L187 253V250H184L187 246L186 245H188L187 244V242H185V241H182V240H180L179 238H176L175 237V239ZM173 242H175V243H173ZM180 242V243H179ZM167 243H168V245L169 246H171V243H172V248H173V246H174V248L176 247V250L174 249V251H173V249H171V247L169 248L170 250H172V252H176V253H173V254H177V252H178V254H177V256L176 255H173L172 254V252L170 251H168V245H167ZM170 243V244H169ZM178 243V245H176ZM181 244H182V246H181ZM180 245V246H179ZM177 246H179V250H178V248H177ZM148 247V246H147ZM156 247V248H155ZM162 248V250L160 251V249ZM155 248V249H154ZM166 248V249H165ZM150 249V250H149ZM163 249H164V251H168L170 254H168V252H167V254L165 253L164 254V251H163ZM129 250V251H128ZM149 250V251H148ZM155 250V251H154ZM178 250V251H177ZM197 250H199V249H197ZM196 250V251H197ZM121 251H124L123 249H120L119 250V252H121ZM146 251H148V252H146ZM151 251V252H150ZM185 251H186V253H185ZM118 252V251H117ZM151 254H150V253ZM182 254H181V253ZM189 252V251H188ZM125 253H127L128 255H126ZM146 253H148V255L146 254ZM158 253V254H157ZM162 253H163V256H162ZM197 253H198V251H197ZM159 254H160V256H159ZM168 255V257L170 256V259L174 256V257H176V258H172L171 259V261H170V259L168 258V257H166ZM173 255V256H172ZM182 255V256H181ZM186 255V256H185ZM187 255H189V256H187ZM161 256H162V258L164 257V259H166V260H164V259H162L161 258ZM179 256H181L180 257V261H179ZM78 257H81V255H79ZM192 257V256H191ZM195 257V256H194ZM196 257H198V259L196 260L195 258H193V260H194V262H196V263H199L198 262V260H199V255L198 256H196ZM127 259L129 260V262L127 263L126 261H127ZM162 259V260H161ZM177 259V260H176ZM174 260V261H173ZM196 260V261H195ZM173 261V262H172ZM179 261V262H178ZM56 264H73L72 263V261L70 260V259H68V258H65V257H61L60 259H57L56 261ZM132 262V263H131ZM203 264V263H202Z\"/></svg>",
	"mask_w": 264,
	"mask_h": 264
}]
</instances>
